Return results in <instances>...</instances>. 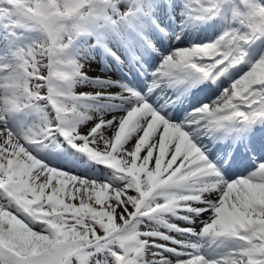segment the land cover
I'll return each mask as SVG.
<instances>
[{
  "label": "snow or ice",
  "instance_id": "6c2138e0",
  "mask_svg": "<svg viewBox=\"0 0 264 264\" xmlns=\"http://www.w3.org/2000/svg\"><path fill=\"white\" fill-rule=\"evenodd\" d=\"M179 3L0 0V264H264V0ZM166 5L219 34L175 46Z\"/></svg>",
  "mask_w": 264,
  "mask_h": 264
},
{
  "label": "rangeland",
  "instance_id": "374dc122",
  "mask_svg": "<svg viewBox=\"0 0 264 264\" xmlns=\"http://www.w3.org/2000/svg\"><path fill=\"white\" fill-rule=\"evenodd\" d=\"M175 7H177V8L181 7V5L179 3V0H176ZM166 9H170V7L168 5H166ZM170 13L171 12H169L167 14L170 15ZM176 13H179V12H176ZM177 15H178V19L176 20V22H177V25H178L179 22L183 19V17L181 19L180 15L179 14H177ZM189 30H190V28L187 30V32H189ZM200 31H201V28L194 27L191 30V32H190V35L192 37L191 40H197L198 39L197 38L198 33H201ZM176 34H178V33H176ZM203 34L205 35L206 31H203ZM217 34H219V32H217L216 35ZM169 35L171 36V42L175 41L174 36H172L171 34H169ZM201 37H202V42L207 40V39H209V38H211L210 36H203V35ZM162 39H165V42L169 43V40L167 38L162 37ZM180 45H181V43L179 44V46ZM96 57H97V54L95 52H93L92 56L86 62L85 71L87 72L88 76H92V77L95 76V75H91V74L92 73H96L97 72L96 69H99V67H100V63L95 59ZM95 65H96V69H95ZM111 65L113 67V61L111 62ZM99 73H112V74H114L115 78L117 79V73H116V70H114V69L109 68V69H105V70H100ZM100 83H103V82L100 81ZM96 86H97V84L95 82L85 83V84L82 85L81 90H83V91H94V90H96L98 88H102L103 87V86L102 87L100 86V87L96 88ZM109 105L110 104H105V105L100 104V106L102 108H104V109L109 107ZM68 149H71V148L69 146H67V145H62V148H60V147L57 148L54 145H49L48 148L42 150V154H47L49 156V158L51 159L53 164L62 165V166H65V167L68 166L69 168H71L69 166L68 162L66 161V159H64V156H63L64 151L68 150ZM71 151L73 153H75V150L71 149ZM104 173L107 174V170H105ZM78 174H81V173H78ZM97 178H102V177H97Z\"/></svg>",
  "mask_w": 264,
  "mask_h": 264
},
{
  "label": "bare ground",
  "instance_id": "6f19581e",
  "mask_svg": "<svg viewBox=\"0 0 264 264\" xmlns=\"http://www.w3.org/2000/svg\"><path fill=\"white\" fill-rule=\"evenodd\" d=\"M167 12H173V11H172V7H170V9H169ZM171 18H172V16L169 17V19H171ZM170 27H171L172 30H175V27H173L171 24H170ZM163 43H164V44L167 43V42H165V39H163ZM158 60H159V57L156 58V62H158ZM95 69H96V65H95ZM96 71H97V69H96ZM108 79H109V78H108ZM113 105H114V104H113ZM114 107H118V105H114ZM71 170H72V171H75L73 168H72Z\"/></svg>",
  "mask_w": 264,
  "mask_h": 264
}]
</instances>
